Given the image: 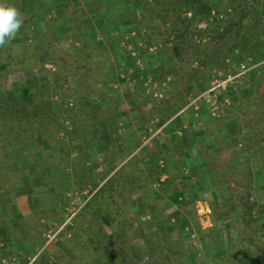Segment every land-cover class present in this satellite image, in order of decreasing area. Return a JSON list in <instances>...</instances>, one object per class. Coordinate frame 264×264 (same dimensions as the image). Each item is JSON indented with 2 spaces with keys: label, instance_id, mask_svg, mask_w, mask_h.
Instances as JSON below:
<instances>
[{
  "label": "rangeland",
  "instance_id": "obj_1",
  "mask_svg": "<svg viewBox=\"0 0 264 264\" xmlns=\"http://www.w3.org/2000/svg\"><path fill=\"white\" fill-rule=\"evenodd\" d=\"M3 1L0 0V2ZM87 1L73 0L74 4L76 2L75 6L70 7L71 11L68 9L65 11L67 20L62 19L57 23L45 24L40 20V17L32 19L29 14L22 15L23 25L16 37L6 47L0 48V59L7 57L8 60H18L17 62H10L7 72H0V92L5 94L8 103H14L13 101L16 99L40 106L42 102L43 105L41 106L45 110L42 109L43 112L40 114V110L29 107L28 113L30 115L22 121L26 125L21 128L28 130L30 134L32 133L31 136L36 139L31 144L24 140L20 150L26 157L22 158L19 155H14L9 161L6 160L0 165L1 177L4 179L0 181V211L5 212L6 207L9 213L10 210L15 211L12 203H14L16 197L26 195L30 198L29 206L32 217L24 218L21 222L23 225L27 223L29 226L33 225L37 229L40 226L42 212L39 209L38 198L36 201L33 197L34 192H40V194L42 192L45 196L42 200L46 204L48 201L53 200L51 194L55 193H52L51 190L54 187H57L59 192H63L62 189L65 186L59 182L61 178H67L70 182H76L77 188L80 189L77 192H67L72 201L69 213L73 215L77 212L75 222L79 223L81 228L84 226L83 216L88 217L90 231L102 230V234H99V236L105 238V234H110L112 230L108 223L110 208L107 200L102 201L100 192L95 195L96 191L103 185L101 184L97 188L96 184L100 182L103 175L85 174L77 177L69 172H64V174L50 177L46 173V181H42L40 184V174L43 171L41 168H66V164L70 163L67 161V157L69 154L75 153L71 151L78 146L80 138L82 140L87 138L86 142L90 146L88 142L91 140L90 132L97 127L98 123H103V121L106 124L103 129L110 126L109 130L112 136L105 138V144H107L108 149L113 150L111 152L113 158L115 157L114 164H120L125 159L116 172L125 170L124 167L127 166L125 176L130 178L139 176L140 171L149 168L146 164L151 161L145 162L143 156L147 155L148 158L149 154L161 149V146L164 145H168L170 149L174 140L169 137H155V129L152 127V132L147 129L146 133H143V129L139 128L140 123H143V121L148 123L152 119L150 115L146 116L147 113L139 109L129 110L127 108L128 103L134 105V93L127 91L130 97L123 96L121 92L118 94L117 87L120 85L122 89L121 84L124 80L127 81L126 79L115 81L117 86L113 87V94H116H110L109 97L111 98L105 100L106 105L103 107L99 100L94 101L95 104L91 103L96 105L95 108L88 102L90 98L103 97L102 93L106 89L102 91L100 87L107 84L111 79L110 73L106 70L109 67L108 60H110V54L107 50L96 47L93 43L90 44L88 39L87 43L90 44L88 46L91 52L88 55V51L81 52L80 44L74 39L75 36L66 33L67 29L72 26L68 19L75 20L80 17L79 8L85 10V12L88 11L85 6ZM87 14L90 16L89 13ZM25 32L28 38L22 35ZM194 39L196 44L201 39L205 42V38L195 37ZM188 44L190 43L188 42ZM168 46H171V43ZM194 50L190 47L184 48L180 57L182 61L173 58L170 65L166 67V69L169 68L176 74V80L174 81L176 92L172 99L170 94L158 99L160 103H163L159 107L160 112L165 107H173V103L175 105L181 104L187 98L188 94L185 95L184 92L180 93V91H183L191 80L193 81L192 87L189 88L191 92H197L200 87H206L211 70H207L208 66L204 67L203 70L196 68ZM202 50L204 51V48H200L199 53H202ZM240 63H244L245 66L249 65L246 62ZM46 64H52L55 68L54 72H49L45 68ZM227 70L222 69L219 71L222 74L230 72L232 71V65ZM251 73L247 77L239 78L233 85L232 90H236L233 95V99L236 100L235 105L230 104L231 101L227 98L223 101L218 100L225 110L224 116L218 118V120L211 118L210 122L208 117H204L200 122L212 136L222 137L226 136L227 133L230 134L227 135V140L232 142L228 146L230 150L227 155L221 160L224 165L221 170L219 171L217 168L216 171H208L205 174L209 183L211 184L210 181H213V183L211 185L206 183V185L205 183L202 184V180L197 182L200 189L195 190L194 195L196 196V193L200 192L197 197L200 198L201 205L190 206L188 201L182 204L184 197L181 191L173 192L180 187L184 189V182H172L171 186L167 187L166 185H158L156 178L154 176L149 177V175H145L146 177L143 179V182L148 183L146 191L137 192L131 196L130 202L133 207L122 205L121 209L125 212V214L122 213V216L125 218L123 219L124 222H126L123 229L129 234L128 243L130 244L127 243L126 250L123 252L125 264H255L257 256L260 255L254 249V243H256L257 248H264V238H261V233L257 230V226L261 223L259 221L261 216L257 212L264 206V171L262 173L260 170H254L253 178H255L257 188L254 196L251 197V202L254 203L252 218L256 220L252 223L249 222L248 225L241 219V214L240 217L238 209L235 208L228 195L224 196L219 190L211 195L213 193L208 189V185L213 186L215 189L219 188L220 182L222 183L219 172L225 177L231 174L235 178V183L237 182L236 185L238 183L245 185L250 168L253 169L257 166L264 170V145L260 150L250 149L252 148L250 142L256 140L264 142V108L258 109L261 107L259 102L264 101V75L261 77L258 74L256 77L253 76L251 80L254 71ZM136 85L137 83L133 86ZM189 97L191 101L194 99L192 96ZM116 102H118V106ZM0 103L2 104L1 101ZM160 112L158 110V113ZM252 115L254 116L253 119ZM40 120L48 123V138L44 140L36 136L39 132L37 129L40 130ZM124 121L126 124L123 123ZM71 123L75 125L76 135L72 134L74 129ZM195 125L198 126V123L196 122ZM195 125L193 124V127ZM1 130L3 129L0 126V132ZM99 130L101 131V129ZM253 131H256V133H253ZM70 132L72 133L70 134ZM245 140L249 143L248 145H245ZM143 141L147 143V152L143 155L138 154L127 158V154L136 151L134 148L137 143L142 145ZM89 146L86 148L82 145V148L77 149L76 153L79 154V157L81 156L80 158L85 157L84 154L87 153ZM241 149L243 154L241 156L237 155ZM118 150L120 153H118ZM3 154L4 152L0 155V159ZM59 155L64 157L61 156L60 158ZM89 156L91 157V155ZM87 157L88 155H86ZM80 158L76 162L72 158V161L78 164L81 161ZM217 162L220 161L215 158L212 165L218 167ZM56 163L59 164L56 165ZM180 177L182 176L179 174H173L172 178L177 181ZM194 177L197 180L201 179L198 175ZM139 180L142 181V179ZM123 186L126 192L124 198L128 204L127 198L131 187H128L130 185L127 182ZM201 186L205 187V190ZM29 188H33L31 192ZM82 188L83 190H81ZM178 193H180L179 196ZM180 197H182L181 200H179ZM211 201L213 202L212 206L209 205ZM208 202L210 203L208 204ZM111 215L115 217L112 209ZM2 217L0 214V220H2ZM260 220L264 222V213ZM4 222L3 220L2 224ZM113 227L118 229V225ZM170 228H174L172 234L168 232ZM82 234L80 236L84 238L87 236L86 232L82 231ZM192 234H194V237L191 236ZM93 241L91 245L89 244L91 239H89V242H84L85 246L80 247L82 251L78 255L79 260H89L93 255L100 256V253H98L100 251L104 254V251L100 249L97 252L98 254L92 251L95 247L99 248L96 240L93 239ZM68 244L70 245V243ZM48 250L49 248L41 249L42 252ZM110 251L113 253V264H122L119 259L120 252L118 248L114 245ZM103 256L108 257L107 254Z\"/></svg>",
  "mask_w": 264,
  "mask_h": 264
},
{
  "label": "trees",
  "instance_id": "obj_2",
  "mask_svg": "<svg viewBox=\"0 0 264 264\" xmlns=\"http://www.w3.org/2000/svg\"><path fill=\"white\" fill-rule=\"evenodd\" d=\"M3 2L15 6L22 15L29 14L32 19L40 17V20L45 24L57 23V21H61L62 19L66 21V9L71 11L70 7L75 6L76 4V2L75 4L73 3V0H4ZM112 3H114L115 5L124 6L127 12V16L130 19H132V16L135 15L134 11L140 9V23H150V26H152V30H154L153 36L149 41V45H152V39L154 36L158 39H161V44L158 49V55H163L165 57L164 64H162L165 66V69L170 65L171 59L173 58H177L181 62L182 60L180 59V57L182 51L184 50V48L190 47L191 49H195V62L198 63V66L196 67L197 69L201 68L203 70L204 67L208 66V71L213 69L229 70L231 65L229 66L226 63V60L230 56H233L235 51H238V55L233 58L234 64H239L240 62H246L247 64L261 63L260 66H258L254 71V73L257 72V74H260L261 77L262 75H264V0H114ZM95 4L98 8H94L89 5L87 9L90 15H92L93 13H97V15L101 14L103 7H110V5L105 0H100L99 3L96 2ZM80 12V17L76 18L75 20L68 19V22L72 23V26H70L66 31L67 34L78 37H74L76 41H80L79 37L81 36L82 28H84V26H88L87 23H90V18L87 12H85V10L83 9H80ZM212 12H214V15L212 14ZM203 22L206 23L207 28L201 30L200 28H198V25ZM66 33L64 34L67 35ZM22 35L28 38L26 32ZM195 37L205 38V42H199L196 44L194 39ZM171 38L173 39L172 41H170ZM188 42L190 44H188ZM169 43H171V46H168ZM200 48H204V51L202 50V53H199ZM8 59L9 58L7 57L4 59L2 57V59H0V72L5 73L9 70L10 62L12 60ZM14 61L15 60H13L12 62ZM17 61L18 60H16L15 62ZM45 68L49 72H54L55 70L52 64H46ZM163 76H172L173 78H175L176 74L174 71L168 68L164 71V73H162V77ZM208 82H210V78ZM192 83L193 81L191 80L190 84L186 88L189 89ZM206 87H200L197 92L204 90ZM235 93L236 90H232L231 88L228 91L223 92L220 96V99L223 101L225 98H227L231 101L230 104L235 105L236 100L235 98L233 99V95ZM4 95V93L0 92V101L2 102V104L0 103V126L3 129L0 132V155L4 152L2 158L0 159V165L3 164L6 160L9 161L12 157H14L15 154H13V152H18L21 156L23 155L20 152L21 150H19V147L24 140H27L30 144L36 141V139L31 136L32 133L30 134L28 130H24L21 128L26 125L22 123V121L30 115L28 113L29 107H32L34 110H40V114L43 112V107L41 106L43 105L42 102L40 103V106L31 104V102L27 103L25 101L16 99L13 101L14 103H8L9 101H7V98ZM26 99L28 98L26 97ZM187 103L188 102L186 98L181 102V104L175 105L173 103V107L170 106L169 108L165 107L161 109L162 112H160V109L158 108L157 110H159L160 113L156 114L155 116L157 120H155L153 124L154 129L157 127H161ZM259 103L261 107L258 109L264 108V101H260ZM253 118L254 116L252 115V119ZM174 120L176 121V124H179L180 118L177 117ZM71 124L74 131L73 133L70 132V134L72 133L76 135L77 130L75 129V125L73 123ZM47 125L48 123H46L44 120H40V130L37 129V131L39 132H37L36 135L38 138L40 137V139L42 140L48 138ZM104 126H106V124ZM109 128L110 126H108L107 129L104 128L105 130L103 129L100 131V128L95 127V129L90 132L91 139H93L96 134H98L99 136L103 134L104 140L105 138L111 137L112 135ZM111 132H113V130H111ZM253 133H256V131H253ZM100 137L99 140L101 139ZM172 138L174 139L173 145H176L180 141V146H183L187 143L185 136L178 137L175 134L172 136ZM86 141L87 138L85 140H82V138H80V141L77 144L78 146L73 148L71 152H76L77 149H80V147L82 148V145L87 148V146L89 145ZM248 144L249 143L247 142V140H245V145ZM105 145L107 146V144ZM263 145L264 142L256 140L255 142H250V147H252L250 149L260 150ZM139 147L140 143H137L134 149L136 150ZM147 149L148 148L146 147H142L138 151V153L133 156H137L138 154L143 155L147 152ZM167 149H169V146L164 145L161 146L162 152L160 150L159 153L155 155H153L154 153H152L153 160H150L152 162L151 167L145 171H140V175L135 178L125 176V170L127 169V166L124 167L125 170L119 172L117 171L110 177L109 174L113 168L103 174V177L100 180L104 181L103 185L96 191L95 195L100 192L102 201L107 200L108 202V207L110 208L108 223L112 230L110 234H105V238L99 236V234H102V230L92 231L93 233L91 235L94 236L96 244L99 246V249L104 251V254H100V256L97 255V257L96 255L95 257L92 256V258H90L89 260L86 259L85 261L78 260L73 262L74 264H113V253L110 250H112V247H114V245L120 252L119 259L121 263L125 264V255L123 252L126 250L129 240V234H127L126 230L123 229L126 222H124L123 219L125 218H123L122 216V213L125 214V212L121 209L122 205H128L130 208H132L133 206L130 202L131 196L134 193L146 191L148 183H146L145 181L143 182V179H145L146 177L145 175H149V177L154 176L156 178V183L160 181L162 173L164 174L166 169L158 167L156 163L161 158L160 153L163 154V152ZM130 154L131 153L127 154V156ZM242 154L243 152L241 149V151L238 152L237 155L241 156ZM156 155L157 157H155ZM90 158V156L87 157L86 161L88 162ZM80 159L81 161L78 162V164L84 166L86 162L85 159ZM208 164L209 163H207V165ZM212 164L208 165L209 167L207 171H216L217 168L220 171L221 167L224 166L221 162H217L218 167L213 166ZM94 166L96 167L97 164L93 162V168ZM41 169H43L40 174V181L42 182L46 181L47 176L45 173V167H42ZM254 170H260V172L262 171V173L264 171L257 166H255L253 169L250 168L248 179L247 181H245V185H240L239 183L236 185L237 182L235 183V178L231 176V174L225 177L220 172L222 183L220 182V186L217 189H215L213 186H210L213 181H210V184L209 180H207L204 174L200 176L202 184H210L208 185V189H210L209 191L213 193L211 195H214L218 190H221L224 196L228 195V198L231 199L230 201H232L235 208L238 209L239 216L241 214V219H243L247 223V225L249 224V222L252 223L256 220L252 218L254 203L251 202V197L254 196L257 188L255 178H253V174L255 172ZM139 179H142V181ZM2 180L4 179L1 177L0 172V181ZM60 181L65 182L66 178H61ZM126 182L130 185L128 187H131L127 198L128 204L126 203L127 201L124 198L126 192L123 184ZM172 182H175L174 178L167 177L163 182H161L160 185H166L167 187H170ZM184 185L188 188L180 189L179 191H181V193L183 192L182 194L185 195L192 190H189L190 188L187 183H184ZM201 187L204 188L203 186ZM51 191L52 193L59 192V190H56L55 188H53ZM185 203L186 202H183L182 204ZM212 204L213 203L211 202V206ZM261 208L262 209H260L257 213L262 217V214L264 213V206H262ZM111 209L113 210L115 217L111 215ZM261 217L259 218V221H261V223L259 224V226H257V230L261 233V238H264V222L260 220ZM60 222H63V219ZM77 224L79 226V223ZM88 225V229H84L83 227L81 228L79 226L77 230L78 234L83 235L82 231H86L87 235L91 233L90 224ZM114 225H118V229H114ZM173 230L174 228H170L168 232L172 234ZM128 245L130 244L128 243ZM254 249H256V252L258 251V254L260 255L257 256L255 264H263L264 248H257L256 243H254ZM106 254L108 255V257L105 258V256L103 255Z\"/></svg>",
  "mask_w": 264,
  "mask_h": 264
},
{
  "label": "crops",
  "instance_id": "obj_3",
  "mask_svg": "<svg viewBox=\"0 0 264 264\" xmlns=\"http://www.w3.org/2000/svg\"><path fill=\"white\" fill-rule=\"evenodd\" d=\"M105 1H107L110 7H103L101 14L97 15V13H93L89 16L90 23H87L88 26H84V28H82L81 36L79 37L80 41H78V43L80 44L79 47L81 49V52L88 51V55H90L91 53L88 46L91 43H93L96 47L104 48L105 50H107L108 54H110V60H108L109 67L106 70L110 73L109 76L111 80L107 82L108 85H100L102 86L100 87L101 90L103 91L106 89V91L102 93L103 97L99 96L93 99L90 98L88 99V102L91 104L92 102L94 103V101L99 100L102 103L101 106L103 107L104 105H106L105 100H109V98H111L109 97L110 94H116H113V87L117 86V83H115V81L119 79H126L127 81L124 80L121 84L122 89L120 88V85L117 86L119 90L118 94H120L121 92L123 93V96L128 97V92L131 91L134 93V105L128 103L127 108L129 110L139 109L140 111L147 113L146 116L150 115L152 121L148 123H145L143 121V123H140L139 128L143 129V133H146L147 129L152 132L151 127L154 129L153 124L155 120H157L155 117L156 114H158L157 109L161 107L163 103H160V100L158 101V98L154 97V93H156L155 90L153 91L154 88L152 89L151 85L144 86L143 83L146 79L149 78L158 80V82L160 83L163 81L167 82L168 89L164 92V95L170 94L172 99L176 92L173 82L176 80V78H173L172 76L162 77V73H164L166 69L165 66L162 65L164 64L165 57L163 55H158V49L161 44V39L155 38L154 36L152 39V45H149V41L153 36L154 30H152V26H150V23H140V9L134 11L135 15L132 16V19H130L127 16V12L124 6L115 5L114 3H112L114 0ZM96 2L99 3L100 0H88L86 2V5H84L87 7V9L89 5L94 8H98L95 4ZM80 9L81 8H79V10ZM86 12L89 13L88 11ZM88 39L90 41V44L87 43ZM172 40L173 39L171 38L170 41ZM199 42L203 43L204 40H201ZM139 63L142 66V69L141 66L139 69ZM256 65L259 66V63H257ZM195 66H198L197 62H195ZM214 70L215 69L210 71V81ZM257 75V72L253 73V75H251V80L253 76L256 77ZM134 83H137L139 87H136L137 85L133 86L135 85ZM209 86L210 82L208 83L207 87L200 92H191V90L186 87L183 91H180V93L184 92L185 95L188 94V103L175 115H173L168 121H166L161 127L155 128L154 132L155 137L157 138L169 137L171 139L175 134L178 137L185 136L187 143L183 146H180L181 141L176 145L172 144L170 146V149L164 151L163 154L160 153L161 158L158 160L156 165L160 168L166 169L164 173L165 175L162 173L160 181L163 177H173V174H179L180 176H182L177 179V181L175 180V182L180 183L182 181V183L184 182L189 185V190L192 191L185 195L182 193L181 194L184 197L183 201H188L189 205H192L194 207L198 204L201 205L200 198L198 199L197 197L200 192H195L196 196L194 195V191H198L200 189L197 185V182H200L201 179L197 180L194 176L198 175L199 178H201L200 176L202 174H207V170L209 167L208 165L212 164L215 158L220 162H223L221 160L225 155H227L228 151L230 150L228 149V146L232 143L230 142L231 140H227V135L230 134L227 133L226 136L224 135L222 137L212 136V134H210L208 130H205L206 128H204V126L200 124L204 117H208L209 122L211 118L218 120V118L224 116L223 114H225V110L222 114L213 116L209 104L206 103L204 99L200 101L196 100V105H193L191 98L189 97L192 96L194 99L199 97L201 94L207 91ZM117 103L118 102H116V105ZM94 104H91L94 106L93 108L96 107V105ZM195 106H197L198 109H195ZM177 117L180 118L179 124H176V121L174 120ZM196 122L198 123V126L195 125ZM123 123L126 124L125 121ZM193 124L195 125L194 127ZM104 125V122L98 123L97 127L103 130ZM100 136L96 134L93 139L90 138L91 140L88 141L90 143V146L87 150V153L84 154L85 157L83 158L86 161V155H88L89 157V154L91 155V158L88 162H85L84 166L75 163L76 160L81 157H79V154L75 152L68 155L67 161H69L70 163L66 164V168L49 167L48 169L45 168V173H47L51 177L64 174V172H69L73 176L79 177L85 174L103 175L108 170L113 168L109 176L114 174L120 167V165L125 161V159H123V161H121L122 163L120 164H114L115 157L113 158V153L111 152L113 150L108 149V147L105 145L103 134ZM99 137L101 138L100 140ZM172 140L174 139L172 138ZM23 144L24 141L19 148H21ZM146 144L147 143L144 141L142 142V145L140 143V147L136 149V151L128 155L127 158L138 153V151L142 147H146ZM160 150L161 149H157V151L153 150L155 151L153 155L159 153ZM118 153H120L119 150ZM14 154L19 155L18 152ZM19 156L22 158L26 157V155ZM59 156L61 158V156L63 155ZM117 156H119V154H117ZM155 157H157V155ZM72 158L75 159V162L72 161ZM143 158L145 159V162L153 160L152 154H150V158L149 156L147 158L146 155L143 156ZM93 162L97 164V166H94V168ZM207 163L209 164L207 165ZM58 164L56 163V165ZM151 164L152 162L147 163L146 166L150 168ZM64 169H66V171H64ZM185 174L188 176L185 177ZM26 179L28 180V178ZM103 182L104 181L98 182V187L101 186ZM59 183L65 186L62 189L63 193L56 192L55 194H51V198L53 200L48 201L46 204H44L42 200L43 198H45L43 193L41 192L40 194V192H34L35 195H33V197L36 199V201L38 198V201L40 203L39 209L40 212H42V214L40 215V226L37 229L30 223L29 224L32 226H29L28 223L26 225H23V223L21 222L24 218L32 217V211L29 206L30 198L26 195L16 197L14 203H12L15 211L10 210L9 213L7 211V207L5 212L0 211L1 216H3L2 220H0V260L2 258H17L21 261H25L27 258L39 254L41 264H74L73 262L79 260L78 255H80L82 251V248L80 247L86 245L84 244V242H89V239H91V242L89 244H93L94 238L93 235H91L93 232L90 231V235H87L85 238L83 236H80L77 232L79 226L77 222H75V219L77 218V212L73 215L69 213V207L71 206L72 201L70 198L71 196L67 192L80 191V189L77 188V183H74L73 181L70 182L69 180H67V178L65 182L60 181ZM54 188L58 190L57 187ZM185 188L188 187L185 186ZM32 189L33 188H29V191L31 192ZM180 189L182 188L180 187L179 189H175L173 192H178ZM81 190H83V188ZM177 195L179 196L180 193H178ZM181 199L182 197L179 198V200ZM209 203L210 202H208V204ZM209 205L211 206V203ZM25 206H27L28 209L27 207L25 208ZM62 219L63 222H60ZM88 219L89 218L86 216H83L82 218L84 229L89 228ZM3 220L5 222L2 224ZM51 238H53L52 241L50 240ZM41 242L43 243L41 244ZM68 243H70V245ZM45 248H49V250L47 252H42L41 249L43 250ZM100 250L96 247L92 249L95 254ZM98 253L102 255L101 251ZM93 256L95 257V255Z\"/></svg>",
  "mask_w": 264,
  "mask_h": 264
},
{
  "label": "built area",
  "instance_id": "obj_4",
  "mask_svg": "<svg viewBox=\"0 0 264 264\" xmlns=\"http://www.w3.org/2000/svg\"><path fill=\"white\" fill-rule=\"evenodd\" d=\"M214 15V12H212ZM199 28L201 29H206L207 25L205 23L199 24ZM202 40V39H201ZM199 40V41H201ZM198 41V42H199ZM238 52L233 54L230 58H228L226 61L232 65V71L227 72V73H221L219 70H214L210 82V86L207 89L206 92L201 94L199 97L195 98L192 100V104L196 105V100H205L206 103H208L211 107V113L213 116H218L224 112L223 107H221L220 103L218 100H220V96L223 92L227 91L228 89L232 88L235 82L239 78H244L247 77L248 74L251 72L255 71L257 69L256 64H249L247 66L244 65V63L240 64H234L233 58H235V55H237ZM139 69H140V63L138 64ZM237 68V69H236ZM142 69V66H141ZM220 72V73H219ZM135 84V83H134ZM145 86H150L154 88L156 93H154V97L158 99H162L164 96V92L168 89V83L167 82H158V80L154 79H146L145 82L143 83ZM228 103V102H227ZM226 107V106H225ZM195 109H198L197 106H195ZM164 177L161 179L160 182L157 184L160 185L161 182L164 181ZM191 236L194 237V234ZM51 241L53 238L50 239ZM0 264H41L40 262V256L39 254L33 255L32 257L27 258L25 261H21L20 259L17 258H2L0 260Z\"/></svg>",
  "mask_w": 264,
  "mask_h": 264
},
{
  "label": "clouds",
  "instance_id": "obj_5",
  "mask_svg": "<svg viewBox=\"0 0 264 264\" xmlns=\"http://www.w3.org/2000/svg\"><path fill=\"white\" fill-rule=\"evenodd\" d=\"M23 25L19 10L8 3L0 2V48L6 47Z\"/></svg>",
  "mask_w": 264,
  "mask_h": 264
}]
</instances>
